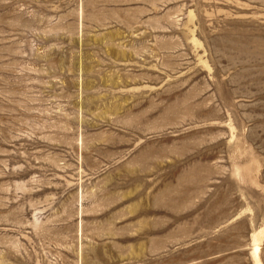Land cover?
I'll return each mask as SVG.
<instances>
[{
    "label": "rangeland",
    "instance_id": "rangeland-1",
    "mask_svg": "<svg viewBox=\"0 0 264 264\" xmlns=\"http://www.w3.org/2000/svg\"><path fill=\"white\" fill-rule=\"evenodd\" d=\"M0 264H264V0H0Z\"/></svg>",
    "mask_w": 264,
    "mask_h": 264
},
{
    "label": "bare ground",
    "instance_id": "bare-ground-1",
    "mask_svg": "<svg viewBox=\"0 0 264 264\" xmlns=\"http://www.w3.org/2000/svg\"><path fill=\"white\" fill-rule=\"evenodd\" d=\"M253 242H254V243L257 242V236H256V235L253 236ZM258 251H259V247H258L257 245H255L253 255H254V257H255L257 263H259V262H258Z\"/></svg>",
    "mask_w": 264,
    "mask_h": 264
}]
</instances>
